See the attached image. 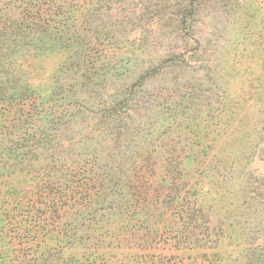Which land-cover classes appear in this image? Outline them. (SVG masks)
Instances as JSON below:
<instances>
[{
	"label": "rangeland",
	"instance_id": "374dc122",
	"mask_svg": "<svg viewBox=\"0 0 264 264\" xmlns=\"http://www.w3.org/2000/svg\"><path fill=\"white\" fill-rule=\"evenodd\" d=\"M181 1L0 0V89L35 99L3 134L120 183L79 214L99 255L161 235L179 264H264V0H194L185 24Z\"/></svg>",
	"mask_w": 264,
	"mask_h": 264
},
{
	"label": "trees",
	"instance_id": "16d2710c",
	"mask_svg": "<svg viewBox=\"0 0 264 264\" xmlns=\"http://www.w3.org/2000/svg\"><path fill=\"white\" fill-rule=\"evenodd\" d=\"M193 1L182 0L179 3L174 21L177 22L180 18L178 23L185 22L183 14L192 8ZM31 98L33 97L25 85L19 90L13 88L11 93L0 89V168L6 172L5 175L0 173V264H179L169 260L171 256L166 258L163 252H150L151 241L154 240L157 244L161 235L157 239L135 236V247L127 248L131 253H120L121 257L97 254L95 246L98 247L97 250L109 246L103 245L107 236L92 237L88 231L85 232V237L83 234L79 235L78 232L85 231L81 227L83 223L93 220L92 217L84 219L79 215L82 210L92 208L95 204L91 203L90 192L95 190L96 195L104 197L106 190L119 187L120 183H112L107 174L98 175L92 168L61 166L59 159L52 157L49 158L50 161L43 163L48 159L30 156V152L34 153L44 147L35 142L34 135L11 146V142L5 139L3 130L7 128L6 124L12 126L13 122H20L22 117L30 116L31 109L21 111L18 108L24 107L25 101ZM109 111H113V108ZM27 128L33 127L31 125ZM4 141L10 145L6 147ZM41 144L50 143L43 141ZM26 149L27 153L24 152ZM146 161V157L141 159L138 172L134 175L137 174L138 177L127 181L138 196H145L149 186L145 175L148 171ZM74 169L82 172L77 174L72 172ZM140 171L142 174L138 175ZM19 175L28 177L22 184L25 187L18 186L14 181ZM91 239H95L92 254L84 252L79 257L75 254L66 255V251L74 244L81 249H90L85 241ZM90 256H93L91 260L88 259Z\"/></svg>",
	"mask_w": 264,
	"mask_h": 264
}]
</instances>
